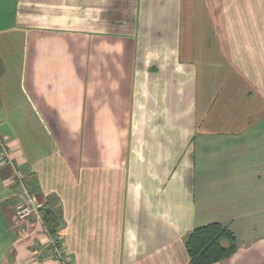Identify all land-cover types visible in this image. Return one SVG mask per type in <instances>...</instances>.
<instances>
[{
	"label": "crops",
	"instance_id": "1",
	"mask_svg": "<svg viewBox=\"0 0 264 264\" xmlns=\"http://www.w3.org/2000/svg\"><path fill=\"white\" fill-rule=\"evenodd\" d=\"M0 135L70 264H188L212 222L264 264V0H0ZM13 174L0 264H61Z\"/></svg>",
	"mask_w": 264,
	"mask_h": 264
},
{
	"label": "trees",
	"instance_id": "2",
	"mask_svg": "<svg viewBox=\"0 0 264 264\" xmlns=\"http://www.w3.org/2000/svg\"><path fill=\"white\" fill-rule=\"evenodd\" d=\"M44 225L51 235H58L59 218L50 207L40 208ZM189 255L188 264H213L231 255L237 249V239L232 231L219 222L193 228L185 238Z\"/></svg>",
	"mask_w": 264,
	"mask_h": 264
},
{
	"label": "built area",
	"instance_id": "3",
	"mask_svg": "<svg viewBox=\"0 0 264 264\" xmlns=\"http://www.w3.org/2000/svg\"><path fill=\"white\" fill-rule=\"evenodd\" d=\"M16 159L13 157L10 147L5 138L0 135V164L9 165L13 168V181L18 184L20 194L16 203V215L19 219H27L32 212L36 214L37 223L40 225L44 236V244L48 248L50 257H55L61 264H70L69 258L64 251L63 244L59 235H51L48 228L44 225L41 217L40 208L42 206L23 181L22 176L16 170Z\"/></svg>",
	"mask_w": 264,
	"mask_h": 264
},
{
	"label": "rangeland",
	"instance_id": "4",
	"mask_svg": "<svg viewBox=\"0 0 264 264\" xmlns=\"http://www.w3.org/2000/svg\"><path fill=\"white\" fill-rule=\"evenodd\" d=\"M11 149V148H10ZM29 189V188H28ZM20 191V190H19ZM20 194V192H17L16 193V195H17V202L16 203H18V200H19V198H18V195ZM36 198V200L39 202V203H41L42 205H43V203L37 198V197H35ZM23 223H31L30 221H32V223L34 224V226H37V218H36V214L34 213V212H32L31 213V215L27 218V219H20ZM43 244H44V241L42 242ZM36 244L38 245V246H36ZM33 245H35L37 248H38V250H39V253L38 254H36L37 256H43L44 257V254H45V251H46V254L48 255V248H47V246H44V248H46V250L44 251V253H43V251H42V249L43 248H39V244H38V242L36 241L35 243H33ZM40 246H42V245H40ZM49 257H50V255H48ZM50 258H53V259H55V260H57L55 257H50ZM58 261V260H57Z\"/></svg>",
	"mask_w": 264,
	"mask_h": 264
}]
</instances>
